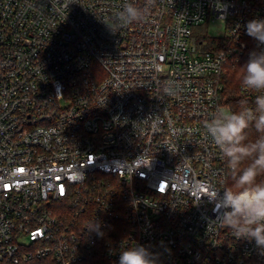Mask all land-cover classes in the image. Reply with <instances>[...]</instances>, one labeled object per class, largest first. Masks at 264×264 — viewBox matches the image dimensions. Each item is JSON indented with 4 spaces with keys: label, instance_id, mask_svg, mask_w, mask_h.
Instances as JSON below:
<instances>
[{
    "label": "built area",
    "instance_id": "built-area-1",
    "mask_svg": "<svg viewBox=\"0 0 264 264\" xmlns=\"http://www.w3.org/2000/svg\"><path fill=\"white\" fill-rule=\"evenodd\" d=\"M126 3L144 18L123 24ZM209 19L221 46L195 34ZM253 19L264 0H0V264H118L136 243L158 264H264L215 221L232 170L205 127L258 50Z\"/></svg>",
    "mask_w": 264,
    "mask_h": 264
},
{
    "label": "clouds",
    "instance_id": "clouds-1",
    "mask_svg": "<svg viewBox=\"0 0 264 264\" xmlns=\"http://www.w3.org/2000/svg\"><path fill=\"white\" fill-rule=\"evenodd\" d=\"M145 10L133 3H126L119 13V20L132 24L144 18ZM246 33L256 42L242 66L243 86L257 95L255 109L240 111L218 110L206 122V132L220 149L226 163L233 171L234 182L222 191L211 189L209 202L216 211L215 221L231 229L236 239L254 242V247L264 255V20L247 22ZM254 128L259 136L248 141L247 130ZM250 161L241 168L244 161ZM90 232L104 236L95 222ZM159 257L145 245L136 243L119 252L118 264H158Z\"/></svg>",
    "mask_w": 264,
    "mask_h": 264
},
{
    "label": "trees",
    "instance_id": "trees-1",
    "mask_svg": "<svg viewBox=\"0 0 264 264\" xmlns=\"http://www.w3.org/2000/svg\"><path fill=\"white\" fill-rule=\"evenodd\" d=\"M204 39L209 42L210 47L214 44L221 46V43H223L222 39L208 35L204 37ZM248 59L249 56H244L238 63L232 62L229 64L223 76L224 93L231 111H240L247 107L248 102L245 95L240 90V85L242 84V66L248 61ZM247 135L248 141H254L259 136V133H257L254 128L250 127L247 130ZM248 163H250V161H244L241 168ZM234 175L233 171L228 175L227 186H230L234 182ZM258 179H264V176L258 177Z\"/></svg>",
    "mask_w": 264,
    "mask_h": 264
},
{
    "label": "rangeland",
    "instance_id": "rangeland-1",
    "mask_svg": "<svg viewBox=\"0 0 264 264\" xmlns=\"http://www.w3.org/2000/svg\"><path fill=\"white\" fill-rule=\"evenodd\" d=\"M228 33L225 23L220 19H209L205 24L195 28V34L200 38L208 36H221Z\"/></svg>",
    "mask_w": 264,
    "mask_h": 264
},
{
    "label": "snow or ice",
    "instance_id": "snow-or-ice-1",
    "mask_svg": "<svg viewBox=\"0 0 264 264\" xmlns=\"http://www.w3.org/2000/svg\"><path fill=\"white\" fill-rule=\"evenodd\" d=\"M20 171H23L22 169Z\"/></svg>",
    "mask_w": 264,
    "mask_h": 264
}]
</instances>
